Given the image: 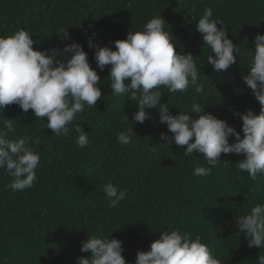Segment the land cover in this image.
I'll use <instances>...</instances> for the list:
<instances>
[{
  "label": "trees",
  "instance_id": "obj_1",
  "mask_svg": "<svg viewBox=\"0 0 264 264\" xmlns=\"http://www.w3.org/2000/svg\"><path fill=\"white\" fill-rule=\"evenodd\" d=\"M206 7L241 46L237 64L223 74L206 65L207 50L196 31ZM153 16H163L184 53L197 57L198 66L205 64L200 73L203 98L192 91L162 97L173 114L188 111L197 100L209 104L206 112L238 131L242 121L235 111L251 109L259 114L260 105L242 75L250 67L252 41L264 34V0H0V36L25 29L40 51L81 44L101 76L104 96L75 122L89 134L90 143L84 148L76 144L74 131L71 139L54 136L46 128V118L32 116V110L25 114L17 105L6 108L4 115L13 119L15 135L39 139L32 147L41 156V167L35 186L24 192L7 188L11 177L0 169V264H76L79 257L91 255L81 251L88 233L115 230L113 238L123 242L122 254L129 264H134L138 250H150L160 231L171 229L189 232L193 239L199 235L223 264H257L258 255L264 254L249 248L244 236L239 239L234 219L244 214L249 201H264V176L252 181L247 173L236 172L241 155L222 154L211 175L203 177L193 175L197 165L208 166L198 154L186 157L175 144L171 148L158 144L155 153L149 152L152 144L164 143L161 133L171 135L159 123L158 110H149L154 119L133 125L137 108L131 100L112 94L110 67L104 71L96 67L90 37L93 43L115 50L113 41L142 30ZM131 126L136 132L133 141L119 144L117 134ZM109 182L128 188L131 198L110 207L102 190Z\"/></svg>",
  "mask_w": 264,
  "mask_h": 264
},
{
  "label": "clouds",
  "instance_id": "obj_2",
  "mask_svg": "<svg viewBox=\"0 0 264 264\" xmlns=\"http://www.w3.org/2000/svg\"><path fill=\"white\" fill-rule=\"evenodd\" d=\"M163 16H153L142 30L129 31L126 39H118L109 46H100L89 38V47L95 49L94 59L100 71L110 67L108 80L112 94L131 100L137 111L133 114V125L143 124L154 117L150 109H157L159 123L167 126V133L160 134L164 143L152 144L149 152L157 151L156 145L170 147L175 144L183 149V155H200L207 167L197 165L193 175L207 177L212 168L222 159V154H236L244 158L236 165V172L247 173L252 181L264 176V34H257L252 41L253 50L244 84L251 90L260 105L259 114L249 109L245 113L234 112L242 121L241 131L227 120L206 112L209 104L193 100L188 111L173 114L169 103H163L165 94H184L192 91L203 98L205 86L200 80L201 68L191 52L184 53ZM220 25V27H218ZM196 31L201 34L206 65L214 72L223 74L237 64L241 46L229 38L227 26L213 18V9L206 7L196 22ZM68 33L64 35L67 37ZM95 35V33H93ZM36 41L29 31L19 29L12 35L0 36V169L9 177L7 188L12 192H24L35 186L37 170L41 167V156L32 144L39 139L32 136H17L13 119L4 114L6 108L17 105L27 114L47 119L46 128L54 136L71 139L77 134L76 144L80 148L89 145L86 133L77 119L87 109H95L103 96L101 76L93 68L89 54L77 42L63 49L36 50ZM180 51H177V48ZM202 50V51H203ZM166 89L167 92H162ZM128 114L123 123L127 125ZM241 132L243 135H241ZM136 134L134 127H125L116 139L128 145ZM234 137V142L230 138ZM103 192L110 207L118 206L131 198L129 189H121L109 182ZM248 197H246V201ZM244 214L235 216L239 239L244 236L249 248L264 250V201H249ZM110 231L89 234L81 241V251L90 256L79 257L76 264H129L123 242L113 238ZM264 252V251H261ZM264 264V254L256 258ZM134 264H223L199 235L194 239L189 232L179 229L160 231V236L150 245L149 251L138 250Z\"/></svg>",
  "mask_w": 264,
  "mask_h": 264
}]
</instances>
